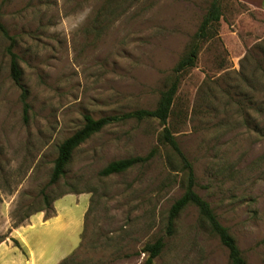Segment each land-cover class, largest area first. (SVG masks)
I'll return each mask as SVG.
<instances>
[{"label":"rangeland","instance_id":"1","mask_svg":"<svg viewBox=\"0 0 264 264\" xmlns=\"http://www.w3.org/2000/svg\"><path fill=\"white\" fill-rule=\"evenodd\" d=\"M211 1L0 0V236H7L0 244L17 264H27L28 254L12 233L31 215L50 213L52 199L67 193L73 195L61 202L89 195L82 233L74 222L25 228L35 255L42 250L36 264H142L143 247L158 238L164 247L151 264H230L193 205L166 234L187 174L159 142L163 126L154 118L107 124L49 182L58 145L82 127L84 115L156 107ZM218 1L221 17L210 31L216 34L199 42L195 65L178 74L167 125L192 164L196 193L246 264H264V10L258 0ZM8 47L27 90L25 111ZM152 150L148 161L100 174L106 164ZM84 197L71 205L73 219Z\"/></svg>","mask_w":264,"mask_h":264},{"label":"trees","instance_id":"2","mask_svg":"<svg viewBox=\"0 0 264 264\" xmlns=\"http://www.w3.org/2000/svg\"><path fill=\"white\" fill-rule=\"evenodd\" d=\"M221 17V9L218 0H212L204 17L195 33V41L191 44L187 53L178 61L177 65L174 67L175 77L170 82L169 86L161 92L159 102L156 104V107L152 110L147 109H136L130 112L123 113L121 115H107L101 116L99 118H93L90 115H84V123L82 127L77 130L75 133L71 134L67 138L63 139L57 147V155L54 159V164L52 168V173L49 178L50 183H54L58 180L60 176L63 175L66 164L68 163L70 156L73 150L80 145L85 139L90 137L93 133L99 131L101 128L107 124L116 123L128 118L144 119V118H154L159 121L163 126V129L160 133V143L168 146L180 159L183 169L186 171L187 179L184 186L183 194L174 200L169 211L168 216H166V225L165 232L170 234L173 231V224L177 216L183 211L187 206L193 205L197 208L199 213V220L204 222L212 233H214L220 243L228 251V259L230 264H246L242 253L236 243L235 238L229 233L228 229L223 226L219 220L217 214L212 209L210 203L202 198L194 190V172L192 164L186 159L184 153L177 144V140L167 125V120L171 112V106L174 101V97L178 85V74L184 68H190L195 65V61L199 54V42L203 41L207 37L213 36L216 34V31L210 33V31L215 29L218 25ZM0 31L6 35V32L3 26L0 24ZM9 49V47H8ZM11 60L9 62V71L10 76L15 84L21 88V103L23 105L24 111L27 109L28 104L26 103L27 90L21 85V73L18 68L17 55L13 53L10 49L8 50ZM261 87L264 88V70H261ZM248 84V83H247ZM248 86L251 87L250 84ZM154 154V151H150L147 155L144 156H132L117 161H113L109 164H106L100 171L101 175H112L116 173L124 172L133 165L139 162L148 161ZM58 198L54 197L52 202ZM50 213H45V218H49L54 215L55 210L49 203ZM21 220H18L14 223V227L19 225ZM6 235L0 236V243L6 239ZM14 245L20 246V243L15 238H10ZM164 247L162 238H158L155 242L147 244L143 247V252L146 254V258L142 264H151L153 259L161 253ZM67 257L63 258L61 262H65Z\"/></svg>","mask_w":264,"mask_h":264},{"label":"crops","instance_id":"3","mask_svg":"<svg viewBox=\"0 0 264 264\" xmlns=\"http://www.w3.org/2000/svg\"><path fill=\"white\" fill-rule=\"evenodd\" d=\"M258 1L264 10V0H258ZM66 195H73V194L67 193L63 196L56 198L52 202V206L55 210L54 215H52L49 218H45L44 212H37L34 215H31L29 217V220L26 222L25 225L20 226V228H18L12 233V236H13L12 238H15L20 243L21 247L26 249L28 256H27V259H23V260L28 262L27 264H31V263L36 264L37 259L40 258L42 255V250L40 252H37L36 253L37 255H35V252L33 251L34 249L26 237L25 228L33 227L36 224L48 225L49 223L51 226H56L57 228L63 229L68 224H71L72 222H74L76 225L77 224L81 225V233H82L84 215L86 214V211L89 206V195H86L85 193L74 194L76 196L75 197L76 199H73L69 202H61L62 197ZM82 197H84L83 200H85V204L81 208L82 213L80 214V217L73 219V216H72L73 210L71 208V205L75 203V205L77 206ZM6 247L7 246L5 244L4 245L0 244V259H1L2 264H17L19 261H21L17 257V255H14L12 252L10 254L5 253L4 251L7 250L8 248ZM42 264H47V262L43 261Z\"/></svg>","mask_w":264,"mask_h":264}]
</instances>
